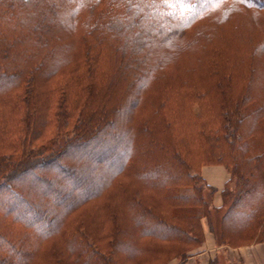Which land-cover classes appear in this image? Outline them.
<instances>
[{
    "label": "trees",
    "instance_id": "trees-1",
    "mask_svg": "<svg viewBox=\"0 0 264 264\" xmlns=\"http://www.w3.org/2000/svg\"><path fill=\"white\" fill-rule=\"evenodd\" d=\"M203 219L263 238L264 0H0V264H167Z\"/></svg>",
    "mask_w": 264,
    "mask_h": 264
},
{
    "label": "crops",
    "instance_id": "crops-1",
    "mask_svg": "<svg viewBox=\"0 0 264 264\" xmlns=\"http://www.w3.org/2000/svg\"><path fill=\"white\" fill-rule=\"evenodd\" d=\"M228 178L226 170H222L218 165L205 166V181L215 187L217 192L212 197V204L219 206L221 204V196L219 191L225 184ZM225 245L218 244L210 230L205 229V243L202 246L204 249V262H190V264H208L212 258L210 255L217 257L219 261L216 264H264V234L262 240L237 247H224ZM201 249V250H202ZM209 258H208V256ZM221 260V261H220ZM189 264V263H188Z\"/></svg>",
    "mask_w": 264,
    "mask_h": 264
},
{
    "label": "rangeland",
    "instance_id": "rangeland-1",
    "mask_svg": "<svg viewBox=\"0 0 264 264\" xmlns=\"http://www.w3.org/2000/svg\"><path fill=\"white\" fill-rule=\"evenodd\" d=\"M223 171L226 170L223 166L218 165ZM201 174L203 176V178H205V167L201 168ZM202 224H203V229H204V241L203 243L195 250L193 251L192 254H189L187 257H185L184 259H178V258H173L171 259L167 264H190V262L192 261H196V262H204L205 263V255L204 256H200L201 254H204L202 252H204V249H202L203 244L205 243V229L207 228L208 230H211L209 228L208 223L206 222L205 219L202 220ZM218 223L214 222L213 224V228L216 229ZM212 232V231H210ZM214 237H215V241L219 244L218 238L216 237L215 233L212 232ZM224 247H231V246H224ZM202 249V250H201ZM208 256V254H207ZM210 257L212 258L211 260L208 261V264H216V262H218L219 260L216 259L217 257H215L214 255H210ZM209 258V256H208ZM192 260V261H191ZM221 261V260H220ZM193 263V262H192Z\"/></svg>",
    "mask_w": 264,
    "mask_h": 264
}]
</instances>
